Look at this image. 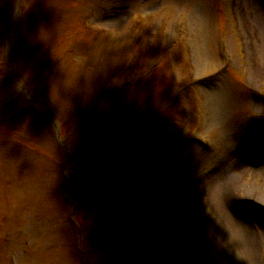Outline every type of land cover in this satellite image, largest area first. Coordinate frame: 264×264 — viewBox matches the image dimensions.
Returning <instances> with one entry per match:
<instances>
[{
    "label": "rangeland",
    "instance_id": "374dc122",
    "mask_svg": "<svg viewBox=\"0 0 264 264\" xmlns=\"http://www.w3.org/2000/svg\"><path fill=\"white\" fill-rule=\"evenodd\" d=\"M259 125L264 0H0V264H264Z\"/></svg>",
    "mask_w": 264,
    "mask_h": 264
},
{
    "label": "bare ground",
    "instance_id": "6f19581e",
    "mask_svg": "<svg viewBox=\"0 0 264 264\" xmlns=\"http://www.w3.org/2000/svg\"><path fill=\"white\" fill-rule=\"evenodd\" d=\"M263 168H264V167H262L261 169H263ZM258 216H259V217H261V215H260V214H258Z\"/></svg>",
    "mask_w": 264,
    "mask_h": 264
}]
</instances>
